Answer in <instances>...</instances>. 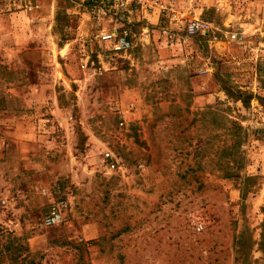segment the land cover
I'll use <instances>...</instances> for the list:
<instances>
[{
  "label": "rangeland",
  "instance_id": "rangeland-1",
  "mask_svg": "<svg viewBox=\"0 0 264 264\" xmlns=\"http://www.w3.org/2000/svg\"><path fill=\"white\" fill-rule=\"evenodd\" d=\"M99 4L0 0V264H264V0Z\"/></svg>",
  "mask_w": 264,
  "mask_h": 264
},
{
  "label": "built area",
  "instance_id": "built-area-1",
  "mask_svg": "<svg viewBox=\"0 0 264 264\" xmlns=\"http://www.w3.org/2000/svg\"><path fill=\"white\" fill-rule=\"evenodd\" d=\"M163 0H98L99 7L112 16L124 14L127 18L135 16L136 13H155L156 10L161 12L165 9L162 4ZM134 3L139 4L138 7ZM176 16V15H175ZM184 30L188 35H195L199 32L207 31L212 28V23L202 19L188 20L184 26ZM244 34H239L238 39L243 40ZM115 48L121 50H129L132 43L129 40V33L124 32L118 38ZM109 154V153H107ZM68 203L65 200H59L53 203L43 219L45 226H55L62 223L65 219Z\"/></svg>",
  "mask_w": 264,
  "mask_h": 264
},
{
  "label": "crops",
  "instance_id": "crops-1",
  "mask_svg": "<svg viewBox=\"0 0 264 264\" xmlns=\"http://www.w3.org/2000/svg\"><path fill=\"white\" fill-rule=\"evenodd\" d=\"M207 70L206 69H204L202 72H206ZM206 89H207V86L205 87ZM211 94H209L208 96H201L199 99H197L198 101H199V103L200 104H202V103H204V102H211V100H212V96H213V94L212 93H217V92H210Z\"/></svg>",
  "mask_w": 264,
  "mask_h": 264
}]
</instances>
